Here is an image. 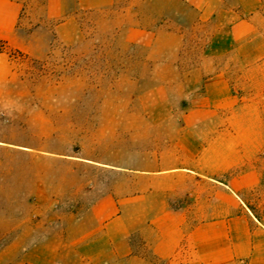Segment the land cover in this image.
I'll use <instances>...</instances> for the list:
<instances>
[{"label": "crops", "instance_id": "crops-1", "mask_svg": "<svg viewBox=\"0 0 264 264\" xmlns=\"http://www.w3.org/2000/svg\"><path fill=\"white\" fill-rule=\"evenodd\" d=\"M67 1L0 0V40L14 45L32 13L66 19ZM188 1L202 45L194 62L181 63L177 22L150 31L166 33L172 47L155 59L169 62L179 88H158L160 115L118 118V144L97 139L94 153L77 157L107 173L103 187L118 177L100 195L93 185L85 192L96 197L87 212H46L39 187L36 228L23 232L37 239L21 246V264H64V253L103 254L105 264H264V0ZM10 75L0 53V88ZM99 119L108 137L112 119Z\"/></svg>", "mask_w": 264, "mask_h": 264}, {"label": "rangeland", "instance_id": "rangeland-1", "mask_svg": "<svg viewBox=\"0 0 264 264\" xmlns=\"http://www.w3.org/2000/svg\"><path fill=\"white\" fill-rule=\"evenodd\" d=\"M66 7V19L30 14L14 45L0 40L12 75L8 88H0V264H21V246L36 241L23 232L36 228L39 187L50 196L46 212H87L96 197L85 192L94 186L100 195L118 177L111 172L103 187L107 173L91 172L77 157L94 153L97 139L118 144L115 128L126 127L118 118L160 115L153 107L158 88H179L166 75L169 62L155 59L172 47L166 33L157 39L150 31L178 23L184 66L202 49L192 27L198 10L188 0H68ZM103 117L112 119L104 138ZM78 189L83 193L76 198ZM62 255L64 264L86 257L105 264L103 254Z\"/></svg>", "mask_w": 264, "mask_h": 264}]
</instances>
